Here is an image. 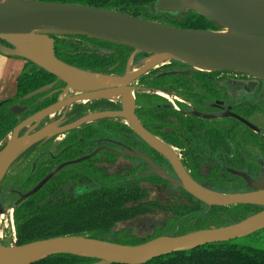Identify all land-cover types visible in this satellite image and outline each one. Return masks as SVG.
Returning <instances> with one entry per match:
<instances>
[{
	"label": "water",
	"instance_id": "obj_1",
	"mask_svg": "<svg viewBox=\"0 0 264 264\" xmlns=\"http://www.w3.org/2000/svg\"><path fill=\"white\" fill-rule=\"evenodd\" d=\"M156 8L160 12L171 13L193 10L208 18L218 29L182 28L115 9L78 3L0 0V52L22 57L65 84L58 102L32 114L12 129L7 143L0 149V182L20 152L34 141L62 134L97 119L123 118L138 136L169 160L179 179L167 176L149 160L153 172L182 187L208 206L250 204L263 209L229 225L175 236L162 235L135 245L84 235L57 236L11 246L0 243V264H33L55 254L96 259L87 264H144L155 257L191 250L207 243L234 240L264 228V176L255 181L242 172L231 170L242 176L253 189L247 192L222 193L199 184L186 172L172 149L140 123L135 113L134 86L131 85L140 76L167 61H179L211 72L248 74L264 81V0H158ZM54 36H86L128 46L133 52L123 75L90 71L59 59ZM137 53L149 55L141 60L142 65L130 70V62ZM50 87L38 88L24 99ZM68 90L77 93L71 92L67 99L61 101ZM113 97L121 98V110L92 112L63 126L52 124L31 132L40 121L62 107L67 108L83 100ZM24 109V106L18 105L10 108L17 114ZM28 125H31L29 129L20 134ZM97 151L59 165L28 191L18 192L19 199L14 207L40 190L61 167L87 159ZM126 153L146 158L136 151Z\"/></svg>",
	"mask_w": 264,
	"mask_h": 264
},
{
	"label": "flooded vegetation",
	"instance_id": "obj_2",
	"mask_svg": "<svg viewBox=\"0 0 264 264\" xmlns=\"http://www.w3.org/2000/svg\"><path fill=\"white\" fill-rule=\"evenodd\" d=\"M148 55L147 53H137L133 58H140L138 65L140 66L142 65L141 60ZM27 62L39 68L32 62ZM128 62L129 60L121 73L106 74L123 75L127 70ZM177 62H164L131 83L134 86L135 113L140 123L172 149L190 177L202 186L222 193L253 190L242 176L233 173L231 170L242 172L255 181L264 176V81L248 74L228 71H215L213 73L217 72L216 74L206 76L192 75V70L195 68ZM133 63L134 60L130 62V70L136 68ZM182 74H186V76ZM167 75L173 77L160 79L161 76ZM220 75L227 76L220 77ZM46 85H51V87L29 99H24L28 93ZM38 88L18 97L16 102L9 106V110L14 105L24 106V111L18 114L21 116L25 112L32 111L23 116L18 123L39 110L58 102L65 84L62 81H56L54 78ZM71 92L73 93L72 90L65 92L61 101L67 99ZM167 93L174 94L173 98L169 97ZM139 94H143L142 102L139 100ZM15 95L4 100H11ZM158 97L164 98L165 101H160ZM44 102L48 104L44 105ZM161 106L175 110L176 114L161 118L154 111ZM122 107L123 103L120 97L98 98L72 103L69 107H62L56 113L44 118L31 132L49 127L52 124L56 126L66 125L88 113L121 110ZM141 108L143 109L142 117H140ZM103 119H112L123 123L132 132V134L127 135L130 140L123 139L118 135L103 137L93 133L90 135L91 140L88 141L85 136L87 134L86 129H93L94 126L96 130L102 131L103 127L100 122ZM31 125L23 128L20 134H24ZM153 129L159 130V134L155 133ZM76 130L79 131L81 142L74 146L70 137L72 131ZM132 138L133 141H131ZM32 145L30 152H27L28 147ZM29 146L22 150L12 163L13 165L16 161L23 162L24 160L27 169L13 174L14 176L9 179L8 172L11 165L0 182L1 193L8 195L10 193L16 196L12 203L13 207L19 199L18 192L28 191L59 165L91 154L96 149L98 151L93 156L61 167L41 189L47 186V194L52 198H70L87 195L92 190L101 189L103 186L114 187L119 183L136 184L140 189L138 196L141 198L135 199L127 205L131 209L135 208V212H138L134 217L142 216L141 214L145 216L156 212L162 206H168L166 200L151 196L147 188L149 184L160 187L161 194L165 199L168 196L171 197L167 200L173 204V210L178 209V212L183 205L181 200L178 204V197L179 199L186 197L185 205L190 204L194 210H196L197 201L201 202L207 210L212 207L198 200L182 187L174 185L165 177L153 172L150 161L167 176L179 179L169 160L138 136L123 118L97 119L62 134L36 140ZM129 151L141 153L148 160L127 154L126 152ZM120 158L128 161L124 164L125 166L118 163ZM28 171L33 177L38 178V181L29 187H13L16 185L14 181H20ZM181 223L182 219L178 224V231L181 228ZM165 225L160 229L164 230L167 227ZM150 227L153 233L146 237L140 236V238L151 237L148 239L150 240L167 235L154 236L159 227ZM171 232L169 236L176 235L173 234L176 230Z\"/></svg>",
	"mask_w": 264,
	"mask_h": 264
},
{
	"label": "trees",
	"instance_id": "obj_3",
	"mask_svg": "<svg viewBox=\"0 0 264 264\" xmlns=\"http://www.w3.org/2000/svg\"><path fill=\"white\" fill-rule=\"evenodd\" d=\"M54 2L78 3L94 7L115 9L135 16L157 21L158 18L151 16L148 7L154 4L155 14L161 13L156 8L158 0H43ZM181 19L173 16L169 22L161 21L182 28L214 29L218 28L204 15L193 10H186ZM175 18V19H174ZM55 52L59 59L78 68L102 72L121 73L125 69L126 62L130 58L132 48L110 42L90 39L86 36H54ZM29 63V62H28ZM185 65L182 62H177ZM217 73V72H216ZM216 73L193 69L192 75L206 76ZM186 76V74H182ZM191 75V74H189ZM173 77L171 75L161 76L160 79ZM55 77L42 68H30V63L18 77L17 94L11 100L2 101L0 105V142L7 137L13 127L20 119L28 114L18 115L9 110V106L16 102L18 97L48 83ZM160 101L164 98L158 97ZM46 104V102H44ZM156 115L164 118L166 115H175V110L161 106L154 109ZM142 112V113H141ZM140 117L143 115L141 108ZM103 130L87 128L85 136L90 141V135L100 136L118 135L123 139H129L132 134L123 123L112 119H103L101 122ZM144 123V121H143ZM159 134L157 129H153ZM74 146L79 140V131H72L70 137ZM133 141V138L131 139ZM79 144V143H78ZM32 146L26 150L30 152ZM25 151V152H26ZM24 152V153H25ZM78 153V152H76ZM89 161V160H88ZM87 161V162H88ZM38 181L30 174L24 175L20 181L15 182V188L29 187ZM1 191V190H0ZM140 189L136 184H122L117 186H103L101 189L92 190L89 194L80 197H59L52 198L47 194V186L39 192L19 202L15 207L12 203L15 200L14 194L0 192V211L7 204L14 209V218L17 231L16 243L18 245L29 243L35 240L52 238L65 235H84L92 238L108 240L121 244H140L151 237L140 238L129 235L125 231H113L112 226L121 221L138 214L135 208L127 207L130 202L141 198L138 196ZM190 205V204H189ZM182 205V209L185 208ZM260 206L250 204H237L232 206H212L208 210L197 201L196 216L181 223L178 231V224L171 222L158 234H167L168 231H175L173 234H184L189 231L220 227L235 223L256 213ZM178 210V209H174ZM189 208L187 213H192ZM197 212L199 215H197ZM195 217L190 226L187 222ZM163 228V227H162ZM160 229V228H157ZM168 230V231H167ZM96 261L93 258H85L71 254H55L33 264H87ZM116 264V263H115ZM144 264H264V247H256L241 244L239 241L230 240L225 242L207 243L187 251H176L170 254L155 257Z\"/></svg>",
	"mask_w": 264,
	"mask_h": 264
},
{
	"label": "rangeland",
	"instance_id": "obj_4",
	"mask_svg": "<svg viewBox=\"0 0 264 264\" xmlns=\"http://www.w3.org/2000/svg\"><path fill=\"white\" fill-rule=\"evenodd\" d=\"M153 6H154V4H151L148 7V11L151 13V16L158 18L157 21H159V22H161V21L169 22L171 19H173V16H176L177 19L178 18L181 19V17L185 14L184 13L185 11H182V12H176V13L167 12V13H161L160 15H157L153 11V9H154ZM163 23H165V22H163ZM166 24H168V23H166ZM139 59H140L139 57L133 58L134 67H137L140 64ZM34 67H35L34 65L30 64V68H34ZM183 68H185V67H183ZM226 76L227 75H220V77H226ZM167 94L171 98H173V96H174V94H170V93H167ZM142 96H143V94H139V100H141L140 102L143 101ZM8 137H9V134L7 135V137H5L0 142V147L3 144H5ZM29 158H30V156H29ZM127 162L128 161L125 160L124 158H120L118 160V163L123 165V166H125L124 164H126ZM25 169H27V165H26V162H24V160H23V162L16 161L11 166V169L8 172V175H10L9 179H11L14 176L13 174H15L17 172L24 171ZM147 188L150 191L152 197L154 196L156 198H160L161 200H166V205H168V206H162L163 208L161 207V209L157 210L156 212L149 213L145 216L143 214H141L142 216L131 217V218H128V220H126V221L118 222V224L116 223L115 225L112 226L113 231H119V232L125 231L124 234L128 233L129 235H134L137 237L138 236L139 237L140 236L146 237V236L150 235L151 233H153V230L150 226H158L159 228H162L166 224L167 227H165V228H168V226L171 224L172 221H174L173 223H175V224H179L181 219L183 222V221L189 219L188 217H190V216H196V210H194V209H192L193 210V211H191L192 213H187L189 211V208L191 209L190 205L187 203H186L187 205L185 206V208L184 209L181 208L179 210V212H178V210H173V207H172L173 204L169 203L170 201L167 200V199H171V197L168 196L165 199L164 196L161 194L160 187L156 186L155 184H149L147 186ZM160 195H162V196H160ZM173 199H175V198H173ZM180 200L183 201V204H185V202L187 201V198L182 197V199H179V197H178V204H179ZM7 203L8 202H6L3 205L4 210L0 211V243H2L5 246H11V245H14L16 243L17 231H16L15 218H14V209L11 206H9ZM12 209H13V211H12ZM11 213H12V221L10 220V214ZM197 215H199L198 212H197ZM194 218L195 217H193L191 220H189L187 222V227L191 225ZM12 224L14 226V231L12 228ZM159 231H162V230L159 229ZM155 233L158 234L159 232H155ZM171 233H172L171 231H168L167 235H170ZM235 240L239 241L241 244H247V245L256 246V247H264V228L258 230L257 232H254L248 236L236 238Z\"/></svg>",
	"mask_w": 264,
	"mask_h": 264
},
{
	"label": "crops",
	"instance_id": "obj_5",
	"mask_svg": "<svg viewBox=\"0 0 264 264\" xmlns=\"http://www.w3.org/2000/svg\"><path fill=\"white\" fill-rule=\"evenodd\" d=\"M27 66L26 59L0 52V101L16 94L18 77Z\"/></svg>",
	"mask_w": 264,
	"mask_h": 264
},
{
	"label": "built area",
	"instance_id": "obj_6",
	"mask_svg": "<svg viewBox=\"0 0 264 264\" xmlns=\"http://www.w3.org/2000/svg\"><path fill=\"white\" fill-rule=\"evenodd\" d=\"M12 214V213H11ZM3 217V216H2ZM10 220L12 221V216H10ZM12 228H13V231H14V226L12 224ZM15 233V232H14Z\"/></svg>",
	"mask_w": 264,
	"mask_h": 264
}]
</instances>
